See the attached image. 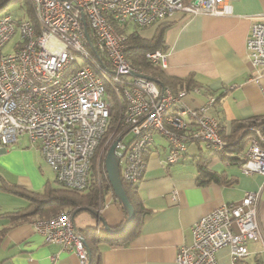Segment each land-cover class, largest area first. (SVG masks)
I'll return each instance as SVG.
<instances>
[{"label":"built area","instance_id":"1","mask_svg":"<svg viewBox=\"0 0 264 264\" xmlns=\"http://www.w3.org/2000/svg\"><path fill=\"white\" fill-rule=\"evenodd\" d=\"M30 3L38 28L25 18L0 14V148L10 149L26 136L38 147L59 184L85 190L111 116L110 86L113 95L127 104L122 124L128 132L111 141L112 145L119 140L115 155L120 159L121 179L127 184L136 185L142 179L145 155L156 134L170 143L168 164L186 153L189 141H202L216 151H225L219 121L209 114L216 98L208 95L204 103L193 108L185 100L189 92L174 94L167 87L161 88L128 61L127 35L116 24L147 27L178 12L229 15L230 0ZM18 32L20 40L14 53L4 54V47ZM247 53L253 68L264 75V15L252 24ZM146 58L167 68L168 56L161 50L147 53ZM127 135H131L130 141ZM109 145L102 154H107ZM241 163L244 175L264 177V136L259 131L250 139ZM261 200L264 183L258 191L247 192L240 204H224L201 217L191 229L192 244L179 247L177 264H218L216 253L223 247L230 249L233 264H241L250 254V242H264L258 221ZM33 226L45 243L76 254L80 264L88 263L85 239L70 211L35 219Z\"/></svg>","mask_w":264,"mask_h":264},{"label":"crops","instance_id":"2","mask_svg":"<svg viewBox=\"0 0 264 264\" xmlns=\"http://www.w3.org/2000/svg\"><path fill=\"white\" fill-rule=\"evenodd\" d=\"M230 4L229 15L185 16L178 12L163 25L168 56L164 74L176 79L193 78L199 92L189 91L185 100L190 107H198L208 95L218 97L209 114L221 121L227 134L235 123L264 114V75L253 68L247 53L252 24L264 15V0H230ZM154 32L152 28L147 35ZM131 139V135L126 138ZM248 149L249 143L232 156L205 142L189 141L186 153L176 163L168 164L170 143L156 134L145 155L142 179L135 185L147 210L140 232L123 245L111 246L109 237L102 240L100 264H177L179 247L192 244L191 229L201 217L224 204L238 205L247 192L263 186L262 175H244L238 160L231 159H242ZM207 157L209 169L222 174L223 183L198 184V164ZM47 183L57 186L55 174L26 136L10 149L0 148V264H80L76 254L45 243L33 226L34 220L13 221L6 216L28 203L3 185L40 192ZM64 210L72 213L79 231L88 227L104 230L105 224L116 230L125 222L122 205L109 191L97 214L82 210L73 215L70 209ZM258 221L264 238V200L258 205ZM109 235L113 239L120 234ZM248 249L250 254L241 264H264V242H250ZM216 257L218 264H233L228 247L219 249Z\"/></svg>","mask_w":264,"mask_h":264},{"label":"trees","instance_id":"3","mask_svg":"<svg viewBox=\"0 0 264 264\" xmlns=\"http://www.w3.org/2000/svg\"><path fill=\"white\" fill-rule=\"evenodd\" d=\"M15 1L19 0H0V3L4 2L3 6L0 8V14L7 13L8 5ZM25 2L27 5V17L25 19L28 20L35 28H38V23L34 16L30 0H25ZM164 23L165 22L162 21L147 27H138L133 24H127L124 26L116 24V28L121 33L127 35L128 48L126 49L125 54L133 67L146 73L149 78L157 82L161 88L167 87L171 89L174 94H178L181 91H192L195 88H198V85L195 84L192 77L186 79L167 77L159 65L153 64L146 58V54L150 52L157 50L165 52ZM152 28L155 30L154 34L152 36L147 35L148 30ZM109 87L110 86H108V93L113 98L111 116L106 135L104 136L102 143L92 161L91 176L88 187L83 191H75L73 189L63 187L56 179L55 182L57 183V186L47 183L44 189L40 192L3 185L5 190L11 191L23 197L28 203L26 207L19 209L18 211L7 213L6 216H8L11 220L33 221L37 218H50L57 215L64 209H70L73 212V215L82 210H88L97 214L98 208L104 198V194L108 191L114 194L106 174L103 171H97V161L100 157L102 161L105 160L104 156L106 153L104 152L102 154V152L106 145L111 144V141L117 137L127 134L128 130L122 124V116L127 110V104L124 101H119L113 95V92ZM215 98V104L211 109H214L219 102V98ZM219 128L221 139L226 144L224 152L233 156L235 153L245 149L252 136L256 135V131H259L264 136V114L253 117L247 121L235 123L230 134H227L224 128H222L221 121H219ZM231 159L238 160V164L241 166V159H238L237 157H232ZM208 164L209 157L202 159L201 163L198 164V184L207 185L211 182L223 183L225 181L224 176L211 171ZM101 173L103 174V177H101ZM122 182L127 198L134 209L133 225L125 233L122 235H116L113 239L104 230H99L94 227H88L81 230L80 232L85 239V244L89 254L87 264H100L99 244L102 240H105L106 238L108 239L109 237L111 239L108 240V243L111 246L123 245L131 241L140 232L142 220L147 213V210L144 208L143 203L138 196L135 185L127 184L123 180ZM115 200L118 201L116 197ZM124 212L126 220L127 213L125 210Z\"/></svg>","mask_w":264,"mask_h":264},{"label":"water","instance_id":"4","mask_svg":"<svg viewBox=\"0 0 264 264\" xmlns=\"http://www.w3.org/2000/svg\"><path fill=\"white\" fill-rule=\"evenodd\" d=\"M88 37V33L86 32ZM116 140L109 148L105 157V171L110 185L112 186L113 192L117 200L121 203L123 209L127 213V218L124 224L118 229H112L105 224L104 231L109 234H121L126 232L133 224L134 221V209L130 204L127 194L123 187V182L120 173V159L115 155V147L117 145Z\"/></svg>","mask_w":264,"mask_h":264},{"label":"rangeland","instance_id":"5","mask_svg":"<svg viewBox=\"0 0 264 264\" xmlns=\"http://www.w3.org/2000/svg\"><path fill=\"white\" fill-rule=\"evenodd\" d=\"M26 7H27V5H26L25 0H19V1H15V2L10 3L7 7V11L10 14H12L16 19L26 18L27 17ZM19 40H20V33L18 32L14 36V38L4 47L3 53L4 54H13L14 50H15V46L19 42ZM126 138H130V135L127 136ZM43 167H45V169L49 171L48 167L44 166V164H43ZM99 170L103 171L107 176V173L105 171V161H102L101 159H98V161H97V171H99ZM100 175H101V177H103L102 173ZM50 178H51V181L54 182V178H53L52 174H51ZM55 184H57V183H55ZM86 215H89V214H86ZM38 219H47V218H37V220Z\"/></svg>","mask_w":264,"mask_h":264}]
</instances>
